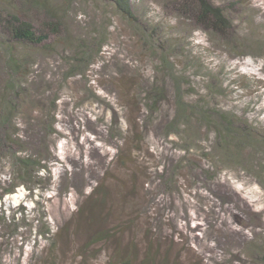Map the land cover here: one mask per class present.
Segmentation results:
<instances>
[{"label":"rangeland","instance_id":"1","mask_svg":"<svg viewBox=\"0 0 264 264\" xmlns=\"http://www.w3.org/2000/svg\"><path fill=\"white\" fill-rule=\"evenodd\" d=\"M42 1L64 21L62 38L16 46L25 59L16 78L0 58V101L19 111L13 150L40 153L49 172L18 181L13 155L0 161V264H114L117 248L143 257L149 240L170 247L169 264H264V0H208L230 18L227 39L174 0H130L141 25L173 43L171 73L111 0ZM23 11L35 24L48 17ZM81 44L86 67L71 59ZM14 78L25 96L5 91ZM153 85L165 88L156 112L138 91ZM183 90L186 103L232 113L260 143L226 161L197 120L167 128Z\"/></svg>","mask_w":264,"mask_h":264},{"label":"trees","instance_id":"2","mask_svg":"<svg viewBox=\"0 0 264 264\" xmlns=\"http://www.w3.org/2000/svg\"><path fill=\"white\" fill-rule=\"evenodd\" d=\"M174 1L180 5V10L193 18L196 24L200 25L204 31L210 33L213 32L214 34L219 35L222 39L228 38L232 30V23L222 7L215 6L208 0ZM111 2L115 7L116 12L135 27V30H138L145 36V43L149 46L148 52H150V50L151 53H154V50L157 53L161 52L162 56L160 57V65L158 66L159 70L171 73L168 64L170 65L173 62L167 54L165 55V53L174 50L173 43H169L167 40H165V42L164 40H161L159 32L157 33V28L142 26L139 19L134 14L130 0H111ZM27 7L37 11H43L48 17L44 18L42 22L35 24L31 17L23 15V10L27 9ZM49 8L50 7H48L46 2H43L42 0H0V52L2 53L0 58L3 59V56L6 58V63H4L5 65L3 64V71L7 72V75L8 73L15 75V78L22 75L21 73L25 59L23 56L16 53V46H42L51 37H55L57 41L62 38L64 21L58 17L57 12L52 14L51 10V12L49 11L48 13ZM81 45H83L82 48L78 49L79 51L74 53L71 59L79 67H86L87 62L86 57L84 56L85 54L80 51L86 49V47L84 44ZM78 47L80 48L81 46ZM188 65L190 64H187V66ZM183 70H185V68H183ZM165 76L166 74L164 77ZM23 86V80L17 78L15 81L12 80L11 84L9 83V86L5 91L10 90L17 97L25 96L26 90ZM138 91H141L143 95L141 96V101L144 102V106L148 111L156 112V110H158L157 108L160 107L159 102L164 98L165 88L153 85L147 90L141 87ZM178 94L179 95L176 96L178 98L177 114L175 118L168 123L167 128H175V131L176 129L181 131L182 124L193 125L194 121L196 122L197 120V122L205 128L208 134L211 132L215 134L216 139L214 151L216 149L219 150V153L226 157V161H232L235 157H240V155H236L237 152L241 153V151L236 149L244 150L248 147V144L256 145L260 142L264 143L262 139H260L261 141L258 138H255L256 140L254 138L252 139L251 134L254 132L252 128L248 127L241 121V119L237 118L232 113H225L220 110L217 105L210 106L208 103L201 105L186 103L182 99L185 96L184 90L183 92L179 91ZM2 99L3 100L0 101V103H5L3 104L4 108L0 109V161L7 156L13 155V159L15 160L14 172H16V179L18 181H32L33 179L38 181V179H36L37 170L39 168H44L48 173L47 164L41 163L40 160L42 159V156L40 153L37 154L34 159L32 155H18L17 150H13L15 145L21 144V141L18 140L14 129L12 128L16 126V124H12V117L18 114L19 111L17 112L18 108L14 102L6 101L4 96ZM54 105L55 102L53 103V108ZM39 128L41 131V126ZM44 129L46 131V128ZM187 139L185 138L182 140L185 145H187ZM136 142H142V137L137 136ZM10 149L13 151H10ZM254 149L256 150L254 153H256L258 149ZM185 150L187 151L184 152L188 154L189 149ZM232 155H235V157L231 158ZM13 179L14 177L12 173L10 180L12 181ZM15 185H19V182ZM8 190L6 193H13V187L12 190ZM147 229L148 228H146V230ZM253 249L254 248L251 250ZM143 250L144 256L141 257L134 253L133 250L126 254L120 247L115 250L112 259L114 260V264L170 263L168 253H170L171 249L170 247L161 245L159 240H149V243ZM253 251L255 252L257 250L255 249ZM256 253L259 254L260 252Z\"/></svg>","mask_w":264,"mask_h":264}]
</instances>
